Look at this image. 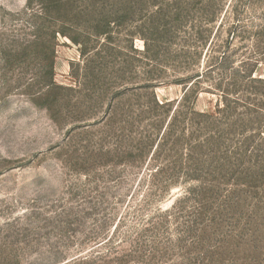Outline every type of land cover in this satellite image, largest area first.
I'll use <instances>...</instances> for the list:
<instances>
[{
  "label": "rangeland",
  "instance_id": "374dc122",
  "mask_svg": "<svg viewBox=\"0 0 264 264\" xmlns=\"http://www.w3.org/2000/svg\"><path fill=\"white\" fill-rule=\"evenodd\" d=\"M0 264H264V0H0Z\"/></svg>",
  "mask_w": 264,
  "mask_h": 264
}]
</instances>
